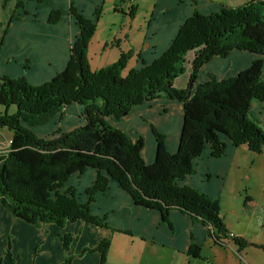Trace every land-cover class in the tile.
<instances>
[{
  "label": "trees",
  "instance_id": "1",
  "mask_svg": "<svg viewBox=\"0 0 264 264\" xmlns=\"http://www.w3.org/2000/svg\"><path fill=\"white\" fill-rule=\"evenodd\" d=\"M20 1L17 7L21 8ZM134 9L130 6V17ZM69 14L78 24L79 35L70 46L65 69L36 86L23 77L0 76V128L10 132L9 146L0 154V207L14 219L36 228L49 224L63 228L66 223L79 221L118 231L108 227L105 215L91 213L97 193L104 192L114 181L137 206L159 211L168 227V214L178 210L207 227L206 235L215 244L226 246L222 239L228 231L220 217L219 196L179 185V181L193 173L194 160L207 146L215 159L227 154L228 144L255 154L263 152L264 130L249 109L253 101L264 102V0L222 6L209 15L194 9L158 58L127 74L123 71L133 56L131 51L98 70H92L87 61L88 43L101 8H96L92 18H86L71 5ZM59 16V11L50 12L48 20L56 23ZM232 50L258 58L235 76L217 80L210 73L192 91L200 67L216 56L226 57ZM189 54L192 60L187 87L176 89L174 80L185 72ZM160 97L183 104L180 138L176 152L171 154L166 136L151 126L156 153L154 161L146 164L141 157L142 136L132 141L107 118L123 121L133 106ZM70 104L83 108L80 126L65 133L59 131L50 139L35 135L33 128L64 116ZM10 106L15 107L11 114ZM88 168L96 171V178L85 188L87 201L81 203L67 181ZM76 239L72 233L62 235L60 247L65 256L60 264H71L73 258L85 252H98V264L105 263L109 239L100 240L92 249L83 248L75 256L69 251ZM9 240L10 237L5 240L1 255L6 264L13 262ZM233 242L237 252L247 246L241 236H235ZM186 254L202 259L201 247L195 243Z\"/></svg>",
  "mask_w": 264,
  "mask_h": 264
},
{
  "label": "crops",
  "instance_id": "2",
  "mask_svg": "<svg viewBox=\"0 0 264 264\" xmlns=\"http://www.w3.org/2000/svg\"><path fill=\"white\" fill-rule=\"evenodd\" d=\"M248 1L152 0L146 17L136 23L138 13L133 0H21V8L17 7L18 0H0V76L23 77L36 86L65 69L70 46L79 35L78 24L69 14L71 5L86 18H92L96 8H101L97 27L87 49L91 69L98 70L112 64L122 52L131 51L133 56L125 68L127 73L132 68H139L143 63L148 64L158 58L170 46L177 31L193 14L194 9L209 15L222 6L237 7ZM130 6H135L133 17L128 15ZM55 11H59V19L56 23H50L48 16ZM100 29L104 30L105 36L96 44L97 49L91 52L90 47ZM188 58L192 60V54ZM257 58L249 52L234 50L226 57L216 56L200 67L194 88L205 82L210 73L217 80L235 76ZM190 74L191 68L185 66V72L180 76H183L182 79L176 78L174 87L185 88ZM75 105L78 107L77 118L81 121L76 120L75 126H80L83 123L80 116L83 108ZM182 107L183 104L178 101L160 97L134 106L123 121L107 119L112 126L123 130L132 141L142 136L141 157L146 164H150L156 153L150 126L166 136V147L171 154L175 153L183 123ZM262 124L264 126V121ZM235 153L236 148L228 144L227 154L215 159L210 156V149L205 148L203 154L194 160L193 173L179 181V185L197 188L210 196H221ZM95 178L96 171L88 168L81 174H73L67 185L75 188L78 201L84 203L88 197L85 188ZM91 213L105 215L108 227L118 231L79 221L66 223L63 228L55 224L36 228L14 219L0 207V264H6L1 261V255L5 251V240L8 237L12 264H60L65 256L60 247V239L65 233L77 235L69 251V254L75 256L83 248L92 249L100 240L109 239L111 243L104 264H196V261L203 264H243L240 251L231 250L232 245L227 247L215 244L206 235L207 227L193 222L178 210L168 214L171 226L168 227L162 221L159 211L137 206L131 196L114 181L108 183V189L104 192L97 193L91 204ZM223 222L228 232L243 237L241 232L233 230L225 220ZM193 243L201 247L202 259L197 260L186 254ZM207 249L222 251L225 258L209 257ZM99 258L98 252H85L73 258L71 264H98Z\"/></svg>",
  "mask_w": 264,
  "mask_h": 264
},
{
  "label": "rangeland",
  "instance_id": "3",
  "mask_svg": "<svg viewBox=\"0 0 264 264\" xmlns=\"http://www.w3.org/2000/svg\"><path fill=\"white\" fill-rule=\"evenodd\" d=\"M133 1L137 7L138 14L136 15V23H138L146 17V13L151 6L152 0ZM104 36V30L100 29L95 35V40H93V44L90 47L91 52H93L94 49H97L96 44L99 43L100 39ZM189 62H191V60H189L187 57L185 66L190 67ZM123 73L127 74L125 73V69ZM182 77H180V79H182ZM194 82L192 85V91L195 89ZM67 107H69V105L65 107L66 110H64V116L62 115L56 117V119H54V121L50 122L48 125L45 124L43 126L33 128L32 131L35 133V135L50 139L59 135V131L65 133L72 130L73 127H76V120L79 119L76 115L78 107H76L75 104H72L69 108ZM0 110L3 111L2 106H0ZM8 111L10 114L13 113L15 111V107L10 106ZM82 112L80 116L81 120L83 121L84 117ZM249 112L253 117L256 118V120L259 122V126L264 130L262 124V121H264V102L253 101L251 103ZM78 121H80V119ZM9 143L10 132H8L6 129L0 128V154H4L6 152V148H8ZM233 157L231 169L228 171L225 185H223L222 188V195L219 196L218 200L219 212L221 215L220 217L223 219V221L225 220L228 226L233 230L236 232H241L243 238L247 241V246L240 249V253L243 256L242 263L264 264V250L261 249L264 246V150L260 154H255L248 151L245 147H237L236 153ZM230 248L235 252L238 251L234 242H232V246ZM206 254L209 257H215L217 259L225 258V254L222 251H218L217 249H207ZM203 260L205 261V258ZM196 264L203 263L196 261Z\"/></svg>",
  "mask_w": 264,
  "mask_h": 264
},
{
  "label": "built area",
  "instance_id": "4",
  "mask_svg": "<svg viewBox=\"0 0 264 264\" xmlns=\"http://www.w3.org/2000/svg\"><path fill=\"white\" fill-rule=\"evenodd\" d=\"M235 238V235L232 233H227L226 237L222 239V242L226 244L227 247L232 245L233 239Z\"/></svg>",
  "mask_w": 264,
  "mask_h": 264
}]
</instances>
